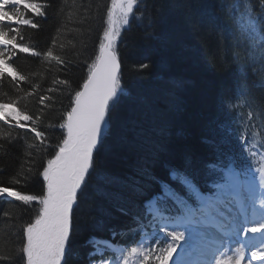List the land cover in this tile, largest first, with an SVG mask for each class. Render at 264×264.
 Here are the masks:
<instances>
[{
  "label": "trees",
  "instance_id": "obj_1",
  "mask_svg": "<svg viewBox=\"0 0 264 264\" xmlns=\"http://www.w3.org/2000/svg\"><path fill=\"white\" fill-rule=\"evenodd\" d=\"M110 3L51 0L47 18L37 19L39 29L21 27L23 42L41 56L18 54L13 66L32 77L36 92L26 96L33 87L0 78V102L24 97L18 106L29 114L43 110L41 130L49 136L48 144L63 138L59 117L68 109V97L74 95L54 81L69 80L71 88L79 90L87 64L98 51ZM117 49L124 87L115 116L117 130L97 155L96 169L74 206L67 264H86L92 250L89 240L94 237L132 243V234L138 232L132 229L139 228L134 218L143 217L144 202L160 191L154 180L168 183L179 195L191 196L179 177L171 179L172 166L186 169L197 187L208 186L221 171L208 164L221 169L222 161L242 153L235 102L244 100L243 120L253 125L254 136L264 147V0H140ZM49 50L72 63L59 65L46 59L43 54ZM50 88L56 91L49 93ZM43 95H51L55 103L40 105ZM49 124L56 127L49 129ZM34 142L31 133L0 120V186H11L17 174L30 167L42 172L41 157L29 148ZM106 175L117 182L106 183ZM136 180L140 193L131 187ZM42 187V177H36L16 190L39 195ZM165 202L175 206L170 198ZM31 207L0 199V257H13L20 264L18 236L28 216H34ZM121 229H126L124 235ZM0 264L10 262L0 260Z\"/></svg>",
  "mask_w": 264,
  "mask_h": 264
},
{
  "label": "snow or ice",
  "instance_id": "obj_2",
  "mask_svg": "<svg viewBox=\"0 0 264 264\" xmlns=\"http://www.w3.org/2000/svg\"><path fill=\"white\" fill-rule=\"evenodd\" d=\"M139 3L140 0H111L98 51H94V59L87 64L86 79L77 85L79 90L72 89L69 80L54 81V84L64 85L74 91V95L68 97V109L59 117L62 122L58 127L62 130L63 138L58 139L57 143H46L50 138L41 130L45 127L43 110L39 115L29 114L28 110L18 106L24 97L9 98L7 103L0 102V120L7 121L13 128L22 129L25 134L31 133L35 142L29 148L41 157L39 167H42V172L39 168L33 171L30 167L18 173L11 186H0V199L19 201L25 208L34 206L30 208L34 216H28V222L21 226L18 236L21 245L17 253L21 257L20 264H67L66 257L71 249L75 227L74 206L78 204L79 193L87 177L96 169L97 155L109 137L116 134L115 116L124 96L117 39L121 36L122 28L129 25ZM50 7L51 0L49 3L0 0V78L8 77L17 86L28 84L33 87L32 92L25 93L26 96L34 95L37 86L32 85V77L13 66L14 61L21 53L34 57H40L41 53L23 42L21 27L39 29L37 19H46ZM43 55L46 59H54L59 65L72 63L53 56L51 50ZM141 67L146 68L147 65ZM237 67L241 70L239 65ZM242 71L246 72L247 68ZM47 91L52 93L56 89ZM39 103L50 107L55 100L51 95H43L39 97ZM54 127L56 125H47L49 129ZM15 139L19 140L20 137ZM28 156L31 159L32 152ZM207 166L222 170L214 163ZM256 173L262 188V198L259 200L262 212L258 219L249 221L243 215L246 209L238 190V185L242 183L238 176L234 178L226 173L223 182L209 185L215 189L214 192L204 194L186 169L172 166L171 179L179 177L188 192L194 194L197 205L193 206L168 183L154 180V183L159 184L160 191L146 200L143 217L134 218L139 228L132 229L136 232L151 227L152 242H149L148 233L145 232L138 246L127 250L116 249L120 253V260L113 262L101 258L96 264H120V261L122 264H264V244L249 254L244 242L235 241L238 246L234 248L226 243L240 231L245 236L248 233H264V161ZM36 177H42V194H25L16 190L22 183L27 185ZM104 179L109 184L117 182L114 177L107 175ZM131 187L137 193L142 192L139 180ZM167 198L174 201V207L165 202ZM121 211L127 214L126 210ZM244 224L247 226L242 227ZM157 236L159 239H156ZM194 237L198 238L195 242ZM93 242L97 246L107 244L106 240L96 238H93ZM200 249L203 251L196 255ZM178 250L179 255H176ZM91 258H94L92 253ZM0 260L17 264L9 256L0 257Z\"/></svg>",
  "mask_w": 264,
  "mask_h": 264
},
{
  "label": "rangeland",
  "instance_id": "obj_3",
  "mask_svg": "<svg viewBox=\"0 0 264 264\" xmlns=\"http://www.w3.org/2000/svg\"><path fill=\"white\" fill-rule=\"evenodd\" d=\"M122 30H123V28H122ZM240 134H241V136H239V139H240L241 142L244 143L245 150L248 153V155L251 157V160L253 162L252 166H251V169H250V172H249V178H248V181H247L249 184H251L252 180H251L250 176L258 175L256 173V170L260 167L261 162L264 161V153H263L262 150H259V149L255 150L253 148V144H255V143L253 141L252 134L249 133V127L245 123V121L241 122V133ZM253 153H255V155H253ZM239 186L242 188L243 183L239 184ZM258 206H259V202L254 201V207L252 208L253 211H256V210L262 211V209L261 208L259 209ZM259 216H258V218H259ZM181 230H183V229H181ZM145 232L148 233L149 242H152V240H151V233H152L151 227H147L143 231H141V233L137 237L136 241L131 243V244H129V245L128 244L119 243L118 245H120V246H116L117 243L112 242V241H107V244H101V245L97 246L92 240L93 247H92V250L89 252V254L87 256L88 260H87L86 264H96V261H98L101 258L108 259V260H111L113 262H115L117 260H120V253L118 251H116V249L123 248V249L127 250L130 247L138 246L139 241L141 240L142 237H144ZM252 235L254 236V238H253L254 242L252 244H255L256 242L260 243V241L261 242L264 241V233H255V234L252 233ZM156 239H159V236H157ZM196 239H198V238L194 237L193 238V242H195ZM226 243L231 244V246L233 248L236 247L235 246L236 243H232L230 241H226ZM108 245H111V247H109ZM202 251L203 250L200 249L197 252V254H200ZM90 253L94 254V258L90 259ZM176 255H179V250H178ZM120 264H122V261H120Z\"/></svg>",
  "mask_w": 264,
  "mask_h": 264
},
{
  "label": "bare ground",
  "instance_id": "obj_4",
  "mask_svg": "<svg viewBox=\"0 0 264 264\" xmlns=\"http://www.w3.org/2000/svg\"><path fill=\"white\" fill-rule=\"evenodd\" d=\"M247 125H248V127H249V133L251 134V131H252V129H253V125H249V123H247V122H245ZM233 134V133H232ZM239 141H240V139H239ZM242 142L240 141V144H241ZM243 201L246 203V201H247V199H243ZM251 248V247H250ZM196 255H199V254H197V253H195Z\"/></svg>",
  "mask_w": 264,
  "mask_h": 264
}]
</instances>
